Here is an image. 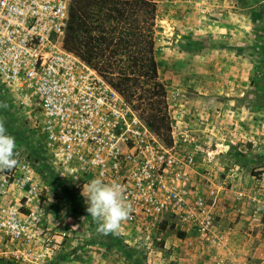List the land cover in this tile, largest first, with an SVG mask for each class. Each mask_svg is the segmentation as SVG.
Returning <instances> with one entry per match:
<instances>
[{"label": "rangeland", "instance_id": "1", "mask_svg": "<svg viewBox=\"0 0 264 264\" xmlns=\"http://www.w3.org/2000/svg\"><path fill=\"white\" fill-rule=\"evenodd\" d=\"M155 3L153 58L164 94L142 101L147 109L154 101L157 110L165 111L169 133L157 137L171 145V126L176 127L181 148L194 153L201 186L218 190L220 204L228 207L232 202L235 213L245 210L238 220L247 216L258 224L248 229L253 238L259 235L252 242L257 247L264 241V0ZM123 100L138 115L135 104ZM16 103L11 98L0 102V118L16 139L17 167L26 163L38 171L40 229L50 233L55 251L47 264H220L219 259L233 257L242 261L239 255L230 257L226 247L202 245L191 233L178 239L171 224L151 229L149 240L141 237V225L98 234L83 189L77 186L81 178L42 157L44 146ZM18 198L10 192L4 201ZM243 202L248 205L243 207ZM240 257L247 260L242 264H257L264 261V251L258 258Z\"/></svg>", "mask_w": 264, "mask_h": 264}, {"label": "built area", "instance_id": "2", "mask_svg": "<svg viewBox=\"0 0 264 264\" xmlns=\"http://www.w3.org/2000/svg\"><path fill=\"white\" fill-rule=\"evenodd\" d=\"M69 2L0 0V102L14 99L26 111L42 157L79 176L81 190L96 177L125 186L133 211L121 226L141 225L139 234L149 240L151 229L171 224L221 249L226 238L214 214L219 191L201 186L194 153L181 148L176 127L171 145L163 144L92 67L63 47ZM37 177L26 163L0 173V264L53 259L54 241L40 229ZM10 192L19 198L7 203Z\"/></svg>", "mask_w": 264, "mask_h": 264}, {"label": "trees", "instance_id": "3", "mask_svg": "<svg viewBox=\"0 0 264 264\" xmlns=\"http://www.w3.org/2000/svg\"><path fill=\"white\" fill-rule=\"evenodd\" d=\"M155 14V0H70L63 47L133 102L147 128L162 137L169 133L165 111L157 110L154 101L147 109L142 101L164 94L153 58ZM176 236L183 239L185 233Z\"/></svg>", "mask_w": 264, "mask_h": 264}, {"label": "clouds", "instance_id": "4", "mask_svg": "<svg viewBox=\"0 0 264 264\" xmlns=\"http://www.w3.org/2000/svg\"><path fill=\"white\" fill-rule=\"evenodd\" d=\"M19 150L16 139L9 134L6 121L0 118V173L13 170L18 164ZM126 188L113 181L105 183L96 177L83 185L81 195L86 211L97 225L96 232L107 236L119 231L123 222L131 217V204L125 198Z\"/></svg>", "mask_w": 264, "mask_h": 264}, {"label": "crops", "instance_id": "5", "mask_svg": "<svg viewBox=\"0 0 264 264\" xmlns=\"http://www.w3.org/2000/svg\"><path fill=\"white\" fill-rule=\"evenodd\" d=\"M217 202L218 203H216L214 207V214L217 218L218 229L225 234L226 242L223 248L226 247L225 249H227V252L230 254L229 256L237 257L236 255H239L237 259L246 262L247 260L240 257L241 255H246L250 258L260 257L262 251H264V241L260 240V243L257 242L259 245L257 247H254V245L252 246L253 240H259V235L257 234L253 238V234L251 235V233L248 231V229L257 226L258 224H255V221H253L250 217L247 216H238L240 218L238 220L237 215L231 206L232 202L229 203L230 205L228 207L225 205V202L220 204L221 198ZM247 205L248 202H243L242 206L244 207ZM261 225L264 226L263 224ZM261 259L262 258H260L259 260ZM257 264H264V261H259Z\"/></svg>", "mask_w": 264, "mask_h": 264}]
</instances>
